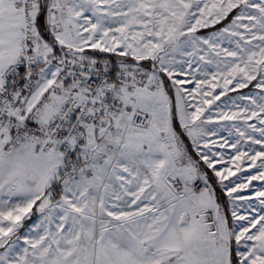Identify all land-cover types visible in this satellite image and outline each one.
Wrapping results in <instances>:
<instances>
[{"label": "snow or ice", "instance_id": "obj_1", "mask_svg": "<svg viewBox=\"0 0 264 264\" xmlns=\"http://www.w3.org/2000/svg\"><path fill=\"white\" fill-rule=\"evenodd\" d=\"M0 264H264V0H0Z\"/></svg>", "mask_w": 264, "mask_h": 264}, {"label": "rangeland", "instance_id": "obj_2", "mask_svg": "<svg viewBox=\"0 0 264 264\" xmlns=\"http://www.w3.org/2000/svg\"><path fill=\"white\" fill-rule=\"evenodd\" d=\"M254 183H259V182H254Z\"/></svg>", "mask_w": 264, "mask_h": 264}]
</instances>
